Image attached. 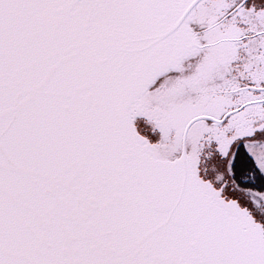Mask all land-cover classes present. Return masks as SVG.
<instances>
[{
  "label": "snow or ice",
  "instance_id": "obj_1",
  "mask_svg": "<svg viewBox=\"0 0 264 264\" xmlns=\"http://www.w3.org/2000/svg\"><path fill=\"white\" fill-rule=\"evenodd\" d=\"M0 264H264V0H0Z\"/></svg>",
  "mask_w": 264,
  "mask_h": 264
}]
</instances>
